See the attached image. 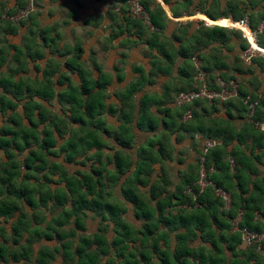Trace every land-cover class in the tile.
<instances>
[{
	"label": "trees",
	"instance_id": "1",
	"mask_svg": "<svg viewBox=\"0 0 264 264\" xmlns=\"http://www.w3.org/2000/svg\"><path fill=\"white\" fill-rule=\"evenodd\" d=\"M162 1L168 3L169 0ZM153 3L155 5L154 11L149 9V5ZM142 5L149 15L150 26L140 20H133L129 17L128 20L140 27L145 25L153 31L162 30L163 24L158 14L161 12L160 6L155 0H142ZM24 6L14 8L1 7L0 24H4L7 31L15 32L16 26L1 18L4 10L9 9V12L13 14L16 9ZM230 12L232 14L230 18L233 21L244 19V14L236 15L231 8ZM202 14L208 19L217 20L219 18H228L229 13H222L217 16L218 14L204 11ZM247 18L249 28L252 31L257 30L252 24L251 18L249 16ZM22 22L19 21L18 24ZM229 30L216 25L205 26L201 21L198 35L195 37V45L196 47L205 45L204 40H218L220 43H224L229 37L227 34ZM258 37L259 35L257 34L256 44L258 48L260 47V52L264 54V50L261 49L264 47ZM248 47L249 44L246 41L241 42L239 46L241 51L248 49ZM181 54L185 59L189 60L190 65L185 70L187 77L186 86L180 88L176 93L191 89L193 82L194 68L190 63L192 55ZM73 56L76 58L79 55L74 52ZM201 61L203 69L207 72L208 78L213 85L217 76L225 80H234L233 76L214 73L213 69L215 67L220 70L227 67L222 62L217 65L211 60V57H203ZM211 61L215 67H210ZM254 65L264 71V55L254 56L250 59V69H248L250 72L253 70L252 66L254 67ZM47 66L51 70L44 72V77L41 81L42 88L28 87V91L23 95L15 91H11L9 97L0 95V114L4 116L7 112L6 110L11 112L6 118V122L0 126V150L4 157V160L0 161V219L6 220L19 213L17 215V224L12 228V237L13 243L18 244L20 242L18 240L24 238L23 234L26 233L27 235L22 243L23 245L21 244L23 249L20 253L21 256H26L27 250H32V245L39 237L38 232H29L28 226L23 222V217H25L22 210L23 206L35 211L38 206L44 207L48 202L52 203V206L60 207L70 202V209H62L64 211H62V216H65V218L54 220V224L57 226L63 225L66 217L68 218L72 213L76 214L84 210L100 214L102 218L105 217L104 214L108 213L113 220V231L115 233L109 245L114 249L119 261L124 262V264H264V258L256 251L255 246H242L240 234L233 229L232 225L238 213H241L237 224L238 228H247L258 233L264 232V222L260 221L261 218H264V209L260 206L261 197L256 192L249 194L246 182L244 179L241 180L242 178L239 176L240 170L237 167L239 162L235 150L233 149L230 152L226 150L227 145L232 140L236 139L240 142L241 135L240 133L237 135H233L231 132L225 133V129L223 131L210 132L209 129H200L199 126L192 123L196 118V107L206 101H194L192 105L178 108L174 114V124L178 125L179 130L189 133V135L194 134L197 130L200 132L198 133L199 137H211L219 141V145L212 148L205 155V167L208 171L207 180L213 186L221 188L230 194L231 201L227 209L224 207L223 201L214 195V189L211 185H208L203 190H200L197 185L200 170V151L194 164V175L188 167L189 171L183 177L181 176L179 184L175 187L176 191H169V184L171 183L165 171L162 172V177L158 181L155 180L151 183L146 181L153 171V164L167 158L166 144H168V140L156 139L139 145L136 149L134 163L128 154L115 151L112 159H109V161L113 160L115 170L110 173L102 171L101 155L99 153L95 156V160L98 161V167L91 165L90 173L75 172L69 175L61 162L50 161V157L56 158L59 157V154H63V162L67 164L77 162L79 156L87 159L90 156L88 152L91 148L95 147L98 150L104 148L105 143L97 139L96 131L112 137L115 143L122 148H132L134 136L131 134V128L128 123L125 124V122L129 121L128 118H131L129 112L120 110V114L124 117V122L117 130L112 132L104 126L101 120L96 119V116L101 114L104 108L102 104L103 94L101 92H98L97 95L90 93V81L83 75L80 76L82 81L81 91H78V87L70 84L69 79L64 76H59L53 82L50 74L58 70L59 64L49 61ZM63 66L69 72L78 71L76 65L70 63V61H65ZM238 67L240 68V66ZM238 67H235V70L242 72V69ZM47 73L49 76H47ZM62 81H67V91L57 94L58 101L60 103L65 101L70 105L69 115L65 114L64 117L54 115L49 120L48 112L34 98L47 101L53 99L56 93L51 91V87L54 83L61 84ZM2 85L6 89L8 86L11 87L12 83L5 80ZM238 86L239 98L231 99L224 102V104L238 102L245 119L246 107L241 99L250 94L259 101L253 120L261 121L262 98L258 93L247 91L240 84ZM137 87V84H131L122 94V97L130 99ZM22 100H24L22 111L17 113L15 112L16 104ZM146 100L147 98L144 99V102ZM142 102L143 99L141 100ZM216 103L218 101H214L211 105ZM147 107L148 105L145 104L143 109H139V115L136 120L138 129H142L145 119H147V125L151 123L152 118H150ZM187 110H191L192 122L191 120L181 122L180 120ZM108 112H113V109ZM165 113L172 117L169 110H165ZM23 120L26 123H23ZM40 125H42V128L38 130ZM70 125L77 127L71 129L69 128ZM247 127L251 132H255L259 136L264 134V131L254 128L251 123H247ZM147 128L149 129V127ZM153 128L151 127V129ZM54 131L57 137H54ZM40 135H42L41 138L39 137ZM65 136L67 137L63 143L58 149H55L57 139ZM230 155L234 158L233 165H230L226 160V156ZM19 156H23L21 160ZM84 160L78 161V164L85 165ZM211 168L213 169L210 172ZM130 170H132L131 176L127 175L120 183L119 188L123 200L132 204L135 219L143 221L142 230L138 232L140 237L133 236L128 223H122L119 220L118 214L121 209L117 205L103 200L102 184L104 178H109L112 182L118 181L119 183L125 172ZM34 172H45L42 175L43 179L39 180L41 184L32 183L30 180L33 178ZM56 174L58 175V180L60 178L59 182L63 183V187L51 189L50 184H58L54 183L50 177ZM139 185L149 186L147 198H143L137 192V186ZM181 185L188 187L187 190H190V192L186 193L183 191ZM174 210L175 212L173 213ZM74 224L77 229L83 228V225L79 222L78 215L74 219ZM180 229L184 231L181 232L179 231ZM54 232H56L58 238H63L57 231ZM170 234H173L175 241L172 250L170 249ZM43 236L47 240L51 238L48 233ZM196 239H199L202 243H208L210 247L205 245L191 247L190 244ZM134 242H138V249L130 247V243ZM160 242H162L163 249L160 248ZM105 243L106 239L102 230L91 237H81L74 248V254L77 257L75 264H98L99 257L107 253ZM95 244L97 248L92 249V245ZM62 247L65 250L63 252L64 258H67L68 246L63 243ZM45 249L47 247L40 249L38 253L39 261L42 264H44L45 258L50 257L47 254L48 249L46 251ZM135 251L138 255L134 253ZM3 254L4 248L0 246V260L4 257ZM12 258L16 259V256Z\"/></svg>",
	"mask_w": 264,
	"mask_h": 264
},
{
	"label": "crops",
	"instance_id": "2",
	"mask_svg": "<svg viewBox=\"0 0 264 264\" xmlns=\"http://www.w3.org/2000/svg\"><path fill=\"white\" fill-rule=\"evenodd\" d=\"M28 1L0 0V9L3 6L7 8L26 6ZM32 1L34 11L28 20L15 25V32L7 31L5 25L0 24V95L9 97L11 91L23 95L28 91V87L42 88L44 72L51 70L47 66L49 61L59 64L58 70L50 74L53 82L59 76H64L69 79L70 84L81 91L80 76L83 75L90 81V93L103 94L104 108L96 119L101 120L107 129L113 132L123 124L124 117L120 110L129 112L131 117L125 124L128 123L134 136L135 145L132 148H122L112 137L96 131L97 139L105 143V147L100 150L93 147L88 153H95V156L99 153L101 167L105 164L109 173L115 170L113 161H109L115 151L131 156L130 150L133 152L140 144H146L151 140L173 142L187 140L185 137L189 133L182 132L178 125L174 124L177 109L172 105L175 93L187 83L185 70L190 64L181 53L188 55L194 52L201 53L204 57H211L212 61L213 57H216L214 63L224 62L227 67L221 70L213 69L215 74L228 73V76H238L231 62L241 52L240 39L235 40L236 36L233 35L231 39L228 37L224 43H220L218 40L207 41L203 38L205 45L196 47L195 37L198 35L200 21L194 16L204 11L213 14L228 12L230 18L231 8L236 15L242 13L244 18L249 16L252 24L258 29L264 15V0H169L168 3L155 0L161 8L158 14L163 28L153 31L145 25L140 27L128 20L126 0ZM215 7L221 9L215 10ZM149 9L155 10L154 3L149 5ZM258 35L264 47V29ZM74 52L79 56L75 58ZM259 55L264 54L258 53L257 56ZM65 61L75 64L78 71L69 72L63 66ZM246 71L245 78L254 79L253 84H249L251 80L248 83L244 82L246 90L256 92L262 98L260 116L261 121H264V71L255 65L251 72ZM5 80L10 81L12 86L4 89L2 82ZM131 84H137L138 87L130 99H125L122 94ZM51 91L56 95L49 101L34 98L48 112L49 120L54 115L58 117L69 115L70 105L65 101L60 103L57 96L58 93L67 91V81H62L61 84L54 83ZM23 102L24 100L16 104L15 112L21 113ZM236 103L238 102L211 105L204 102L195 109L194 124L200 129H209L210 132L225 129V133L231 132L233 135L240 133L241 141L232 140L226 150L228 152L235 150L239 162L237 166L240 170L239 176L246 182L249 194L256 192L261 197L260 206L264 209V134L259 136L249 130L241 106L238 107ZM145 104L148 105L151 123L148 122L147 125L145 119L142 129H138L136 127L138 112ZM110 109H113V112L109 113ZM165 110H169L172 117L165 113ZM6 111L3 123L11 113L10 110ZM3 123L1 122L0 126ZM23 123L26 121L23 120ZM41 128L42 125L38 130ZM198 133L200 132L196 130L194 135ZM54 137H57L55 131ZM66 137L57 139L55 149H58ZM198 154L199 142L194 136V164ZM58 156L61 158L63 154ZM135 156L136 153L131 158L135 159ZM231 159L234 164L233 156H226L228 162ZM49 186L51 189L58 187L54 184ZM261 220L264 222V218ZM174 244L173 234H170L171 250ZM199 245L210 247L208 243H202L199 239L190 244L191 247ZM160 248H164L162 242Z\"/></svg>",
	"mask_w": 264,
	"mask_h": 264
},
{
	"label": "rangeland",
	"instance_id": "3",
	"mask_svg": "<svg viewBox=\"0 0 264 264\" xmlns=\"http://www.w3.org/2000/svg\"><path fill=\"white\" fill-rule=\"evenodd\" d=\"M214 9L220 10L221 8L215 7ZM217 14H218L217 16H220L222 13H217ZM226 14H228V13L226 12ZM245 18H247V17H245ZM28 19L29 18H26V19H23L20 21H26ZM197 21L201 22L200 19H198ZM18 23L19 22L13 23V24L18 25ZM203 23H206V22H203ZM227 34H228L230 39L233 35H235L236 36L234 38L235 40L240 39V41L242 43H243V41H246L248 43V40L243 38L242 32L236 28L230 27V30L227 31ZM73 41H75L74 37H73ZM241 42H239V43L241 44ZM249 47H250V44H249ZM254 52H255V56H257L258 53H256V51H254ZM242 53H243V51H241L238 54V56H235L234 59L232 60L231 64H232V67L240 66V68L239 67L238 68L242 69V72L236 71V75H238V76H235L234 80L237 82L238 85L240 84L243 89H246L245 83H248L251 80V82H249V84H253L254 79H252V78L246 79L244 76V75H246V72H248L246 70L250 69L249 68L250 60L248 61V60L244 59L242 57ZM191 55L197 56L200 62H201L200 59L204 57L203 54L197 53V52H194ZM215 58L216 57H213V61ZM217 61H218V59H217ZM219 63L217 65H219ZM222 63L224 64V62H222ZM210 67H215L213 62L210 64ZM252 68H254V67L252 66ZM215 69H218V67H215ZM233 70H235V69L233 68ZM241 73H243V74H241ZM239 74H241V75H239ZM176 94L177 93H175V95ZM175 95H174V97H175ZM248 95H250V94H248ZM250 96L253 97L252 95H250ZM218 103H220V102H218ZM172 105L175 109H178L177 107L174 106L173 102H172ZM236 105H238V107H239L238 103H236ZM4 118H5V116L4 117L0 116V124H1V122L2 123L4 122ZM191 119L192 118L186 119V118L182 117V119L180 121L184 122V121H189ZM244 121L246 123H249V122H247L246 118L244 119ZM191 122H192V120H191ZM192 123H194V120ZM74 127H77V126L70 125L69 128L73 129ZM194 136H198V134H196V135H194V134L188 135L187 134L186 137L184 136L187 139L185 141H184V139L180 140V141H176V142L168 140L169 142H168V144H166V156H167V158L161 159V160H159L158 163L153 164V171L150 174L149 179L148 180L146 179V181L147 182L149 181V183H151L155 180L158 181V179H161V177H162V172L165 171L167 178L169 179V181L171 183V184H169V191L172 192V191H176L175 187H176V185L179 184V182L181 180V176L183 177L184 175H186L188 173L189 169L194 175V162H195L194 161ZM134 145H133V147H134ZM134 151L133 152L131 150L129 151V154L131 153V156H129V157L133 163L135 162L134 161L135 159H132V158H134V156L132 157V155H135L136 150H134ZM89 155L90 156L87 159L85 157L79 156L77 162H72V163H68V164L63 162L62 157L61 158L60 157H56V158L50 157V158L52 160H56L58 162L63 163L64 167L66 168V173H69V175H72L75 172L90 173V170H91L90 166L91 165H93V167H98V165H96V164H98V161L95 160V154L89 153ZM198 156H199V154H198ZM21 157H23V156H19L20 160L22 159ZM2 160H4V157H3L2 151L0 150V161H2ZM80 160H84L85 165H83V166L79 165L78 161H80ZM104 165L101 168H103L102 171L104 170V172H105L107 170H106V165L105 166ZM188 167H189V169H188ZM212 169L213 168H211L210 171H212ZM20 171H23V170H20ZM131 172H132V170L125 172V174L120 179L119 183H118V181H115V183H114V181L112 182L109 178H104L103 184H102L103 185V188H102L103 200L117 205L119 207V209H121V212L119 213L120 215L118 214L119 220L122 223H126V224L128 223V225L130 226V229L132 231L133 236L140 237L138 232L140 230H142L143 221L135 219V217L133 215L132 204L125 202L123 200L121 190L119 188L120 183L125 179V177L127 175L131 176L130 175ZM43 173H45V172H41V173L40 172H38V173L34 172L33 178L30 179L32 181V183L41 184L39 182V180H41V178L43 179V176H42ZM189 175H190V173H189ZM50 177H51L52 181H54V183H58V184H56V186H58V188H59V186L63 187V183L59 182L60 178L58 180V176L53 175ZM181 187L183 188V191H185L186 193H189V190H187L188 187H184L183 185H181ZM148 188H149L148 185H146V186L139 185V186H137V192L143 198H147L149 195V189ZM53 189H55V188H53ZM51 204L52 203L48 202L46 204V206H44V207L38 206L37 209H35V211H32L27 206L26 207L23 206V208H22V210L24 211V215H25V217H23V222L26 223V225L28 226V231L31 233L34 231L39 233L38 239L32 245V250H27L26 256H21V254H20L21 250H23L21 248V246L23 245L22 243L25 241V238L27 236L26 233L23 234L24 238H22L21 240L20 239L18 240V241H20L18 244L13 243V237H12V233H13L12 228L17 224V217H18L17 215L19 213H16L12 218H9L6 220L0 219V246H2L4 248V254H3L4 257L0 260V264H42L39 261L38 253H39V250L42 248L44 249V247H47V249H48L47 254H49V256H50L49 258L44 259V264H75L77 257L74 254V248L79 243L80 238L81 237H87V236L91 237L94 234H98L100 230L103 231L104 237L106 239L105 249L107 250V253L105 255H101L99 257L98 264H124V262L122 263L121 261H119V259L115 255L114 249L112 247H110V245H109L111 240L115 236V233L113 231V228H114L113 220L108 213L104 214V216H105L104 218H102L100 216V214L94 213V212L89 211V210H84V211H82L80 213H76V214L72 213L70 217H68V218L66 217L65 223L63 225L57 226L56 224H54V220L64 219L65 216H62V211H63L62 209H68V208L70 209L71 205H70V202H67L63 207L52 206ZM187 208H189V207H187ZM174 212H175V210L173 211V213ZM76 215H78L79 222L81 223V225H83V228H81V229H77V227L74 224V219H75ZM54 231H57L61 236H63V238H58L56 236V232H54ZM45 233L46 234L48 233V235H51V238L48 240L45 239L43 236ZM63 243L66 246H68L67 258H64V255H63V252L65 251L64 248L62 247ZM130 247L138 249L139 244H138V242L130 243ZM93 248L96 249L97 245L96 244L92 245V249ZM47 249H45V251ZM132 251H134V250H132ZM134 253H136V255H138V253L136 251ZM14 256H16V259L12 258Z\"/></svg>",
	"mask_w": 264,
	"mask_h": 264
},
{
	"label": "built area",
	"instance_id": "4",
	"mask_svg": "<svg viewBox=\"0 0 264 264\" xmlns=\"http://www.w3.org/2000/svg\"><path fill=\"white\" fill-rule=\"evenodd\" d=\"M28 2L29 3L25 7L16 9L15 13L13 14L9 12V9H5L1 18L4 21L11 23H17L20 20L28 18L30 14L34 11L33 1L29 0ZM126 3H127L129 18L133 20H140L144 24L150 26L149 15L142 5V0H126ZM227 19H229L232 23H236L237 25L246 28L249 31L252 38L254 39L255 43H256L257 34H259L264 29V18L261 21L260 27L255 31H252L249 28L248 18H245L240 21H233L231 18H227ZM212 21H216V20H212ZM203 24H205V26H212V25H208L207 23H203ZM219 27H223V26H219ZM225 28L230 29V27H225ZM232 28H236L240 30L242 32L243 38L247 39V37L245 36V32L242 29H239L237 27H232ZM254 51L256 50H253L250 46L248 47V49L243 51L242 57L249 61L252 57L255 56ZM256 53H261V52L256 51ZM190 61L194 68L192 88L186 91H179L175 95L173 99V104L175 107L180 108L187 105H192L194 101H200V100L206 101L208 103H213L214 101L224 103L231 99L239 98V92H238L239 86L235 80L232 79L225 80L217 76L213 85L208 78L207 72L203 69L202 61L200 62L198 57L195 55L191 56ZM241 100L244 106L246 107L245 117L247 122L253 124L254 128L264 130V122L253 120L256 107L259 104L258 99L253 98L250 95H246ZM183 117L186 119H190L191 110H187V112L183 115ZM195 139H197L199 142V151H200V157H199L200 170H199L197 185L199 186L200 190H203L208 185H211L214 189V195L223 201L224 207L227 209L231 201L230 194L226 193L221 188H217L213 186L207 180L208 171L205 167V158H204L205 155L212 148L218 146L219 141L211 137L201 138L199 136H195ZM229 162L231 165H233L232 159ZM240 217H241V213H238L237 217L233 220L232 225H233V229L235 231H238L240 234L242 246L243 247L255 246L256 251L264 258V232L258 233L249 230L247 228H238L237 224L240 220Z\"/></svg>",
	"mask_w": 264,
	"mask_h": 264
},
{
	"label": "bare ground",
	"instance_id": "5",
	"mask_svg": "<svg viewBox=\"0 0 264 264\" xmlns=\"http://www.w3.org/2000/svg\"><path fill=\"white\" fill-rule=\"evenodd\" d=\"M196 19H201L202 21H205L208 25H218V26H223V27H237L239 29H242L245 32V36L247 37L250 46L253 50L259 51L258 46L256 45L254 39L250 35L249 31L244 28L243 26H239L236 23H232L229 19L227 18H219L216 21H212L211 19H208L205 15L203 14H196L194 16Z\"/></svg>",
	"mask_w": 264,
	"mask_h": 264
}]
</instances>
